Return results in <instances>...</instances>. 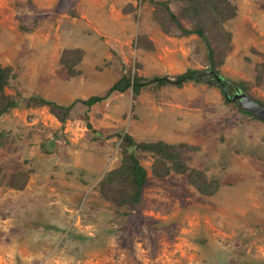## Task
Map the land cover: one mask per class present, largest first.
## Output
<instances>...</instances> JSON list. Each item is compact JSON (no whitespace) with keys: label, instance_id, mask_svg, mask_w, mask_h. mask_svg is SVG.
Listing matches in <instances>:
<instances>
[{"label":"rangeland","instance_id":"1","mask_svg":"<svg viewBox=\"0 0 264 264\" xmlns=\"http://www.w3.org/2000/svg\"><path fill=\"white\" fill-rule=\"evenodd\" d=\"M161 1L0 0L4 93L21 101L0 117V264H264V121L219 86L146 84L62 117L27 102L69 105L123 75L205 69L204 42L163 26ZM229 1L237 14L224 23L230 41L214 42L219 69L264 104V0ZM125 133L190 145L188 164L217 190L200 192L188 173L155 176L152 154L138 151L149 176L141 201L108 199L100 185L122 162Z\"/></svg>","mask_w":264,"mask_h":264},{"label":"trees","instance_id":"2","mask_svg":"<svg viewBox=\"0 0 264 264\" xmlns=\"http://www.w3.org/2000/svg\"><path fill=\"white\" fill-rule=\"evenodd\" d=\"M183 6L181 15L173 11L170 1L164 0L156 2L163 8L165 21L163 26L170 24L175 26L183 35H197L205 44L207 50L208 66L205 69L189 68L185 72L170 76L157 75L151 78L142 76L123 75L114 82L103 95H93L88 99H77L69 105H62L53 100L46 99L41 96H30L27 98L28 103L36 105L49 106L58 116L70 113L71 109L77 104L86 106L87 109L92 108L107 99L116 92H125L132 89L139 92L146 84H156L158 86L176 85L182 86L186 82H212L219 86L225 96L227 92L232 96L237 88L247 93V84L243 81H234L222 76L219 69L222 58H217L214 42L220 47L217 37H224L226 41H230L231 33H229L224 23L237 14V8L229 0H177ZM182 17L187 18L191 22V27L186 26L181 20ZM259 77L264 76V65L258 66ZM219 79V80H218ZM10 81V73L7 67L0 64V117L8 112L11 108L20 105L19 99L7 96L4 93L6 86ZM248 94V93H247ZM257 102L263 104L260 100ZM264 105V104H263ZM240 111L249 117L256 118L250 111L240 108ZM90 125V124H89ZM91 127V126H90ZM122 162L120 166L107 173L102 180L101 192L108 198L119 205L136 206L142 198L143 190L148 183V171L141 163L138 157V151L149 152L154 157L153 174L155 176H166L171 172L188 173L190 183L204 194L214 193L218 188L217 181L209 180L204 171L192 168L186 157V152L190 145L185 143H169L163 140L159 141H137V139L129 133L122 135L121 142ZM13 187L21 189L25 186L23 181L11 183Z\"/></svg>","mask_w":264,"mask_h":264},{"label":"water","instance_id":"3","mask_svg":"<svg viewBox=\"0 0 264 264\" xmlns=\"http://www.w3.org/2000/svg\"><path fill=\"white\" fill-rule=\"evenodd\" d=\"M225 98L228 100L237 101L241 105L242 109L250 111L256 118L264 121V105L257 102L254 98L242 91L240 88H237L232 96L226 92Z\"/></svg>","mask_w":264,"mask_h":264}]
</instances>
